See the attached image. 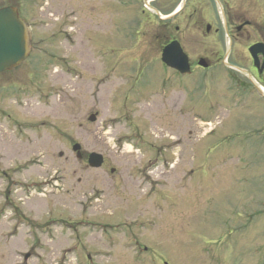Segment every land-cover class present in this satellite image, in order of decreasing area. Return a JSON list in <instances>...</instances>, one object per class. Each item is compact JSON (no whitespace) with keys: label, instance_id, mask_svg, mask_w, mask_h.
<instances>
[{"label":"rangeland","instance_id":"rangeland-1","mask_svg":"<svg viewBox=\"0 0 264 264\" xmlns=\"http://www.w3.org/2000/svg\"><path fill=\"white\" fill-rule=\"evenodd\" d=\"M12 2L38 28L30 57L0 77V264H264L262 102L223 82L168 86L161 19L144 22L133 1L68 18L70 48L64 0L0 5ZM246 21L264 25V0H242ZM91 153L100 168L87 166Z\"/></svg>","mask_w":264,"mask_h":264},{"label":"flooded vegetation","instance_id":"flooded-vegetation-1","mask_svg":"<svg viewBox=\"0 0 264 264\" xmlns=\"http://www.w3.org/2000/svg\"><path fill=\"white\" fill-rule=\"evenodd\" d=\"M48 1L54 2L56 0H29L28 4L33 7V12H35V10H44ZM97 1L92 0V2L89 3V7H87L88 0H64L66 6L73 8L66 10V13L64 12V17L66 18V31L62 34V41L65 42L66 48H70L72 43L70 31L73 26L72 22L70 20L67 21V19L72 16H86L92 14L93 10H95L94 8L97 7ZM108 1L114 4L115 7H125L130 1L144 7L140 12V15H145L144 22L149 23L147 18L150 15L148 13L154 14L161 19V23H159L161 27L160 34L156 35V39L160 41V59L162 51L167 47H171L169 51H172L176 58L182 62L184 58L179 59L175 52V48L180 49L181 54L186 57L185 59L190 72L187 75H182L179 70L165 67L166 70L172 73V78H168L165 82L168 86L170 84L183 91L191 87L195 92L201 91L204 93L218 88L219 83L223 82L226 92L231 91V85L235 90H239L237 93L241 96L242 101L246 99L243 102L252 100V103L255 105L254 98L256 97L264 105V25H254L247 21L242 23V0H237L238 5L231 4V2L235 0ZM44 2L46 3L44 4ZM120 3H122V5ZM6 7L14 8L19 18L28 25L31 40V36H34V30L38 27L35 22L25 20L23 12L27 9L23 11L21 7H18V5L13 2L0 5V9ZM146 7L150 10L149 12H147ZM107 9L111 10L110 8ZM30 30L32 32L31 34ZM188 30L189 32L187 34L189 35L191 33L192 37L197 41L191 40L190 42L195 47L201 48V54L193 59L190 58V55L185 50V47H187L189 43L184 40V33ZM50 39H52L54 43L59 42L57 41V36H52ZM40 44H43L41 52H44L49 59L54 60V57L56 58L55 53L50 51L52 52L51 55L49 53L51 48L46 47V41L42 42L41 38L38 37V40L34 42L36 49H40L37 48ZM254 46H258V48L257 53L253 56L250 53V48ZM229 49V54H231V51L233 52L232 62L228 60V56L225 58L226 52ZM31 54L32 46H30L28 57H30ZM233 62L238 66H235ZM217 66L224 68L226 74L224 79L219 73H214ZM235 67L239 68L240 72L237 74L242 75L240 76L241 79L244 77L243 79L246 81V84H241L234 78L235 73L233 69ZM5 74L6 73L1 74L0 77ZM206 85H208V89ZM4 91H6L5 88L0 91V102L2 103L5 101ZM3 111L4 109L0 105V119H5V113H3Z\"/></svg>","mask_w":264,"mask_h":264},{"label":"water","instance_id":"water-1","mask_svg":"<svg viewBox=\"0 0 264 264\" xmlns=\"http://www.w3.org/2000/svg\"><path fill=\"white\" fill-rule=\"evenodd\" d=\"M28 39L26 25L19 19L16 10L11 7L0 9V74L18 67L26 59L29 52ZM170 48L164 50L162 62L184 73L188 67L186 57L181 54L180 49L175 48L179 59L184 58V61H179L172 51H169ZM257 48L258 46L250 48L253 56L257 53ZM89 121L94 122L95 116H91ZM79 150V145L72 147L78 159L81 158ZM87 162L90 168L97 169L101 167L103 159L101 155L92 153Z\"/></svg>","mask_w":264,"mask_h":264}]
</instances>
